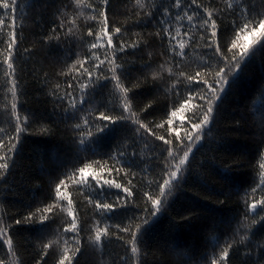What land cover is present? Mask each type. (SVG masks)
I'll use <instances>...</instances> for the list:
<instances>
[{
  "label": "snow or ice",
  "instance_id": "6c2138e0",
  "mask_svg": "<svg viewBox=\"0 0 264 264\" xmlns=\"http://www.w3.org/2000/svg\"><path fill=\"white\" fill-rule=\"evenodd\" d=\"M48 7V0H21L19 3L18 0H0V44L3 45L0 81L4 85L5 100L11 95L10 116L14 121L11 134L0 127V180L16 166L14 157L22 135L36 134L31 125L32 114L21 113L18 108L23 94L18 75L23 71V67L17 65L18 48L28 15L24 9L44 11ZM111 8L112 0H70L68 3L59 0L53 13L58 23L45 36L44 43L71 38L86 49V55L81 57L77 53L71 64L65 61L58 73L65 78L63 88L56 83L49 92L54 101L66 105L61 120L78 121L72 124V129L80 150L86 155L80 166L69 168L63 162L58 163L64 170L55 178L51 202L18 218L9 217L0 204V264H23L16 239L17 226L25 225L40 226L34 229L40 242L36 264H47L45 257L53 254L54 264H79L77 257L82 251L85 232L88 244L101 253L112 237L123 241L126 254L121 257V264H146L144 225L150 223L149 216L156 217L164 210L165 197L191 174L192 149L202 146L219 102L239 80L252 56L264 51V0H259V4L256 0H208L207 4L202 0H134L127 6L125 23L119 26L110 18ZM18 9L22 15H18ZM133 17L134 25H151L154 30L146 34L131 33L125 39L129 32L126 22ZM226 31L231 35L222 45L220 38ZM152 41L159 44L161 60L153 68V52L149 51L142 68L151 69L153 85L157 82L166 85L163 93L168 99L167 119L159 122L147 120V116L153 114L149 110L154 111L155 101L141 106L135 91L148 86L149 76L138 77L130 83L126 65L135 61L124 60L126 55L150 48ZM201 44L210 49L212 55L206 60L201 58L192 72L186 71L187 65L193 63L186 49ZM24 52L31 54L28 48ZM109 85L107 102L101 99L97 103L96 96L103 97V90ZM258 91L264 97V87ZM2 107L7 111L9 105ZM117 129L121 130L122 137L113 152L107 154L106 159L85 162L89 149L96 155L94 145ZM158 131L165 134H157ZM38 134L51 135L52 129L41 125ZM145 135L165 145L163 151L167 155L161 154V175L149 181V186L155 184L158 191L155 194L144 192L146 207L142 218L126 217V223L115 222L116 210H126L128 199L134 195L128 185H132L135 177L131 171L137 155L135 146ZM258 135L260 144L264 145V113L259 116ZM229 171L230 166H226L222 173L225 181L230 180ZM114 173L129 177L127 185L113 178ZM112 189L119 190L114 194L115 200L110 199ZM73 190L91 209L90 223L81 215ZM242 199L245 212L233 235L223 244L213 237L212 251L203 254L197 264H230V253L241 247L245 249V264H264V238L254 239L257 225L264 230V150L259 152L258 179L244 192ZM58 216L63 217L61 226L52 229L51 224ZM158 247L176 264H189L192 259L188 250L171 242L164 241Z\"/></svg>",
  "mask_w": 264,
  "mask_h": 264
},
{
  "label": "trees",
  "instance_id": "16d2710c",
  "mask_svg": "<svg viewBox=\"0 0 264 264\" xmlns=\"http://www.w3.org/2000/svg\"><path fill=\"white\" fill-rule=\"evenodd\" d=\"M19 2L21 0H18ZM64 2L68 3L70 0ZM202 2L207 4L208 0ZM256 2L259 4V0ZM48 3L50 7L44 11L24 9L28 15L18 48L17 65L23 67V71L18 73L23 91L18 108L21 113L32 114L31 125L36 134L22 135L21 142L17 145L18 152L14 157L16 166L4 180H0V204L5 207L9 217L18 218L29 210L51 202L55 178L64 170L58 167V163L63 162L69 168L80 166L86 155L80 150L77 135L72 129V124L78 121L61 120L62 110L66 105L59 104L49 95L56 83H60L62 88L64 86L65 78L58 73L64 67L65 61L71 64L76 59L77 53L81 57L86 55V49L80 47L71 38L62 39L59 43L55 41L44 43L45 36L58 23L53 13L59 6V0H48ZM131 3H134V0H112L109 15L117 26L125 23L128 15L127 6ZM22 14L18 9V15ZM133 20L134 17L126 22L129 32L125 35V39H128L131 33L146 34L154 30L151 25H134ZM230 35V31H226L221 36L222 45ZM2 47L3 45L0 44V48ZM25 48L30 49L31 54L25 53ZM128 51L132 52L131 49ZM149 51L153 52L151 64L154 68L161 60L159 56L161 49L157 41H152L151 47L146 50L124 56V60L135 61L126 65L129 69L130 83L138 77L149 76L148 86L135 91L141 106L149 101H155L154 111L149 110L153 114L148 115L147 120L159 122L167 119L168 99L163 93L166 85L159 82L153 85L150 80L151 69L142 68V64L148 60ZM186 51L189 53V59L193 61L185 69L188 72L196 68V63L201 58L206 60L212 55L211 50L202 44ZM261 87H264V51H257L244 68L239 80L227 90V94L219 102L215 119L209 126L210 131L206 129L208 134L201 141L202 146L193 147L190 155L191 174L165 197L164 210L156 217L149 216L150 223L144 225L146 229L144 240L148 252L146 264H159V262L176 264L171 256L159 251L158 246L164 241L188 250L192 257L189 264H197L203 254L212 251L213 237L218 238L223 244L233 235L237 223L245 212L242 196L258 179L259 152L264 150L258 135L259 116L264 113V97L260 96L258 91ZM110 88L111 85L103 90V97L96 96L97 103L101 99L107 102ZM4 96V85L0 81V127L7 129L11 134L14 124L10 116L11 95L8 94L7 100ZM4 104L9 105L7 111L3 110ZM108 106L111 107V104ZM41 125L51 128L52 134H38ZM157 134L165 133L158 131ZM121 137L122 132L117 129L100 140L94 145L96 155L93 156L89 149L88 161L85 162L106 159L107 154L113 152ZM164 148L162 141H156L154 137L147 135L135 146L137 155L133 158L135 163L131 168L135 177L132 178V185H128L132 187L134 195L128 199L126 210H116L115 222L123 220L126 223V217L142 218L145 215L144 192L152 191L155 194L158 191L155 184L149 186V181L156 180L161 175L163 156L167 155L163 151ZM226 166H230L228 181L222 179ZM113 178L126 185L129 179L124 177L123 173L120 176L114 173ZM73 191L81 215L86 223H90L91 209L83 197ZM111 192L113 195L110 199L115 200L114 194L119 190L112 189ZM120 195L123 196L122 193ZM62 219V216L56 217L51 228L60 227ZM39 227V225L17 226L19 232L16 243L23 264H36V260L39 259L40 242L36 239L37 233L34 231ZM254 231L257 233L254 239L264 238V230H260V225H257ZM81 243L82 251L77 257L79 264H121V257L126 254L123 241L115 237L106 244L103 253L88 244L87 232L82 234ZM244 251L245 249L241 247L231 252L230 264H245ZM45 260L47 264H54L55 254L45 257Z\"/></svg>",
  "mask_w": 264,
  "mask_h": 264
}]
</instances>
